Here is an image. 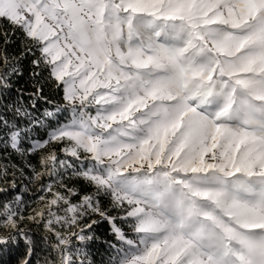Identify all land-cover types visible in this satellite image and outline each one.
<instances>
[{
  "label": "snow or ice",
  "instance_id": "6c2138e0",
  "mask_svg": "<svg viewBox=\"0 0 264 264\" xmlns=\"http://www.w3.org/2000/svg\"><path fill=\"white\" fill-rule=\"evenodd\" d=\"M0 152L16 264H264V0H0Z\"/></svg>",
  "mask_w": 264,
  "mask_h": 264
},
{
  "label": "trees",
  "instance_id": "16d2710c",
  "mask_svg": "<svg viewBox=\"0 0 264 264\" xmlns=\"http://www.w3.org/2000/svg\"><path fill=\"white\" fill-rule=\"evenodd\" d=\"M5 27H7V25H5ZM18 36H19V33H17V37ZM19 50H20V48H19V43L17 40V43L15 45L11 46L8 51H9V54H16L19 52ZM30 59H31V57L27 58L23 62L24 76L22 79H20L16 82L15 87H24V88H27L30 90V83H29V80H30V78H29ZM45 92L50 98L56 100L57 102H62L63 92L61 90H58L55 88H46ZM9 95H15V92L13 91ZM39 135L42 137L44 135V132L40 131ZM5 155H6L5 153L0 152V158H3ZM7 155H10V159H11L12 163L23 166L20 156L16 155L15 153H11V152H9ZM27 159L30 160L32 163H37V160L34 156H30ZM5 162H8V161H5ZM17 182H18L19 186L17 189L13 190V194L22 193L24 190L23 184L27 183L26 180H23V178H21L19 176H17ZM34 195H35V189H30L28 191L27 195L25 196V199L32 200L34 198ZM103 231H104V229L101 228L99 230L98 234L102 233ZM22 250H23V247L21 246V248L19 250L13 249V250H10L8 252L3 253L2 255H0V264H16V259L19 255V252ZM92 251H93V253H95V259L97 261L104 254V248H102L99 244L94 245L92 248Z\"/></svg>",
  "mask_w": 264,
  "mask_h": 264
}]
</instances>
